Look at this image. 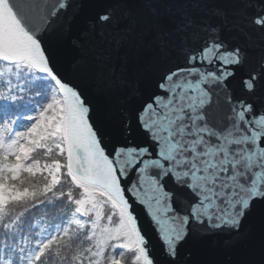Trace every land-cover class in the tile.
<instances>
[{
    "label": "snow or ice",
    "instance_id": "1",
    "mask_svg": "<svg viewBox=\"0 0 264 264\" xmlns=\"http://www.w3.org/2000/svg\"><path fill=\"white\" fill-rule=\"evenodd\" d=\"M225 2L0 0V264H194L264 222V0Z\"/></svg>",
    "mask_w": 264,
    "mask_h": 264
},
{
    "label": "water",
    "instance_id": "2",
    "mask_svg": "<svg viewBox=\"0 0 264 264\" xmlns=\"http://www.w3.org/2000/svg\"><path fill=\"white\" fill-rule=\"evenodd\" d=\"M222 6L229 5L225 0H218ZM65 60L71 59L73 53L66 51L62 53ZM140 212L139 208L135 209ZM141 220L145 218L140 216ZM249 236L246 240L238 244L235 248L225 251L221 247L220 237H208L194 242H190L187 250L191 253L194 264H220L221 261L230 258L232 264H261L264 256V222L261 220L260 213L257 212L248 222ZM151 243L154 247H159V241L153 233Z\"/></svg>",
    "mask_w": 264,
    "mask_h": 264
},
{
    "label": "trees",
    "instance_id": "3",
    "mask_svg": "<svg viewBox=\"0 0 264 264\" xmlns=\"http://www.w3.org/2000/svg\"><path fill=\"white\" fill-rule=\"evenodd\" d=\"M35 182V181H34ZM65 187H67V185H65ZM57 203H59V202H57ZM67 209H64V211H66ZM46 211V214L49 216V217H51V216H53V215H56V213H57V209L56 208H54V207H51V206H49V208L47 209V210H37V211H35V215L37 216V217H39L40 215H42V214H44V212Z\"/></svg>",
    "mask_w": 264,
    "mask_h": 264
}]
</instances>
